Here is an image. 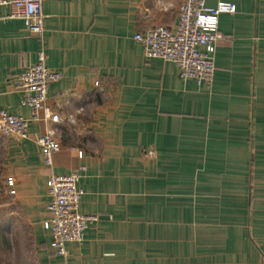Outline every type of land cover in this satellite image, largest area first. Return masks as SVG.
I'll return each instance as SVG.
<instances>
[{"label": "crops", "instance_id": "obj_1", "mask_svg": "<svg viewBox=\"0 0 264 264\" xmlns=\"http://www.w3.org/2000/svg\"><path fill=\"white\" fill-rule=\"evenodd\" d=\"M227 1L210 90L134 39L174 29L182 0H44L41 37L0 3V108L31 117L13 82L43 50L62 119L0 137V264H264V0ZM49 128L51 166L36 142ZM82 166L79 210L98 219L62 254L48 181Z\"/></svg>", "mask_w": 264, "mask_h": 264}, {"label": "built area", "instance_id": "obj_2", "mask_svg": "<svg viewBox=\"0 0 264 264\" xmlns=\"http://www.w3.org/2000/svg\"><path fill=\"white\" fill-rule=\"evenodd\" d=\"M0 3L10 5L11 17L23 19L31 34L43 35L44 0H0ZM236 11L237 5L227 0H217L215 6L208 5L207 0H182L174 29L156 25L137 33L134 39L143 46L147 57L172 62L183 80L193 79L210 90L217 68V43L222 37L220 16ZM60 79L61 74L49 67L45 52L40 51L37 61L24 68L13 82L16 91L22 95V105L30 108L32 115L27 118L0 108V137L24 140L29 138L31 122L60 123L62 119L47 106L50 85ZM36 142L46 164L51 166L54 155L61 149L56 129H47ZM85 171L86 167L82 166L68 174H52L48 181L50 202L44 227L50 231L62 254L66 253L68 242L81 243L89 225L98 219L97 215L83 214L79 210L85 193L80 180ZM8 183L12 185L13 181Z\"/></svg>", "mask_w": 264, "mask_h": 264}, {"label": "rangeland", "instance_id": "obj_3", "mask_svg": "<svg viewBox=\"0 0 264 264\" xmlns=\"http://www.w3.org/2000/svg\"><path fill=\"white\" fill-rule=\"evenodd\" d=\"M3 183H2V178L0 177V199L2 198L3 196Z\"/></svg>", "mask_w": 264, "mask_h": 264}]
</instances>
